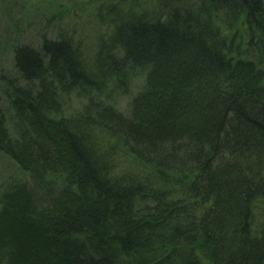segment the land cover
Masks as SVG:
<instances>
[{
    "label": "trees",
    "instance_id": "trees-1",
    "mask_svg": "<svg viewBox=\"0 0 264 264\" xmlns=\"http://www.w3.org/2000/svg\"><path fill=\"white\" fill-rule=\"evenodd\" d=\"M96 15L108 42L90 64L75 20L3 77L17 133L0 112V153L63 187L3 193L0 264H264V0H104ZM140 68L127 115L93 101Z\"/></svg>",
    "mask_w": 264,
    "mask_h": 264
},
{
    "label": "rangeland",
    "instance_id": "rangeland-1",
    "mask_svg": "<svg viewBox=\"0 0 264 264\" xmlns=\"http://www.w3.org/2000/svg\"><path fill=\"white\" fill-rule=\"evenodd\" d=\"M8 5L7 13L9 18L0 14V112H2L8 122V128L12 134L17 133V120L11 110L10 104L4 88L3 77L17 78L15 68V52L18 48L28 46L40 50L45 39L58 40L60 37V28L75 20L84 22L85 31L88 37L81 40L84 50H89V56L85 52L86 62L90 64L94 57L95 45H104L108 42L107 27L96 23L97 10L104 0H0ZM61 15L58 18V15ZM61 21V22H60ZM10 29V30H9ZM65 29V27H64ZM70 29V27H68ZM6 31H10L8 34ZM148 77V68L133 69L128 71L126 77L129 83L128 89L123 91L118 86V82L109 86L105 78L99 89H90L92 99L100 103H109L118 112L127 115L135 97L146 90ZM125 80V78H124ZM118 81V80H116ZM21 86L25 83L18 81ZM80 94H66L62 96L63 102L67 107L69 114H75L82 111V104L85 99L79 97ZM89 99V98H88ZM97 101V102H98ZM98 102L97 105H100ZM78 115V116H82ZM96 139V136H94ZM96 141L105 146L103 137ZM99 143V144H100ZM100 146L102 147V145ZM118 149V151H117ZM116 155L119 161L134 160L130 151L124 147L121 141L118 142ZM122 156V157H121ZM124 157V158H123ZM129 165H125L127 167ZM143 165H140V171ZM147 174H149L147 172ZM142 170L141 178L149 176ZM147 178V177H146ZM25 184L33 190L40 198L45 199L52 191V187L58 192L63 186L56 177L50 176L45 181L38 180L30 172L24 171L18 164L10 158L0 153V201L3 193L10 185ZM53 189V190H54ZM1 208V204H0ZM261 220L264 221V205L261 206Z\"/></svg>",
    "mask_w": 264,
    "mask_h": 264
}]
</instances>
